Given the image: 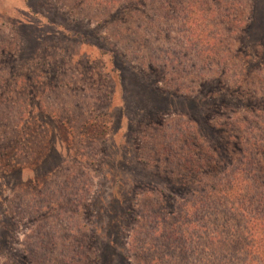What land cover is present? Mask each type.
Here are the masks:
<instances>
[{"label":"rangeland","instance_id":"1","mask_svg":"<svg viewBox=\"0 0 264 264\" xmlns=\"http://www.w3.org/2000/svg\"><path fill=\"white\" fill-rule=\"evenodd\" d=\"M236 168L264 200V0H0V264H218Z\"/></svg>","mask_w":264,"mask_h":264},{"label":"trees","instance_id":"2","mask_svg":"<svg viewBox=\"0 0 264 264\" xmlns=\"http://www.w3.org/2000/svg\"><path fill=\"white\" fill-rule=\"evenodd\" d=\"M198 20H195V22ZM195 22H192V24H195ZM252 25L247 24L244 28L243 33L248 37V29ZM197 35V34H196ZM191 37L190 34L188 36ZM192 38V37H191ZM196 39V36H195ZM193 40H189L186 42L188 45L193 44ZM199 43H198V41ZM197 44H200V39H197ZM194 41V42H196ZM202 42V41H201ZM238 168L235 169L233 173H231L230 176H232L231 181L229 182V185L227 188H222L218 191V187H214L213 189L209 188L206 190V199L212 198L215 194L219 193L220 198H222V206L224 207L225 214L227 216L231 217H239L242 224L241 225H235V226H229L225 229L227 237L222 239L221 241V249L223 250L224 256H222V260L218 262V264H264V200H262L256 191V188L254 189L253 186L251 188L248 186L247 183H249V179L247 177H244L242 179H237V181L234 180V174ZM241 173H244L242 171ZM247 176L249 177L250 174L248 173ZM248 180V182H247ZM251 185L253 184H259L257 181H250ZM262 185V184H260ZM264 185V183H263ZM235 190V192H234ZM233 193V194H232ZM254 194V198H252V195ZM199 204H197L198 207ZM196 204L193 203L188 209H185L186 217L189 214V212H192L195 209ZM186 219V218H185ZM230 220V219H228ZM227 223V221L225 222ZM188 227H192L194 224L191 222L187 223ZM172 225L169 226L170 230L172 229ZM190 229V228H189ZM204 229V228H202ZM189 234V230H185V232L180 233V238L183 240V250L185 252H189V248H185L184 245L187 243L190 239L193 241L194 239L192 236L186 238ZM238 236H241L243 244H238V241L241 239H235ZM217 240L216 236L209 237L208 241L210 242V248H212V242H215ZM155 247H153L150 244H147V242L143 243V246L141 248V253L143 254H149L150 252L154 251ZM205 252L202 251V253L208 254L209 259L213 258L214 256V250L212 248L209 250H206ZM183 250H181V253H183ZM101 252V251H100ZM197 253L196 249H191V256H194V254ZM242 253V260H238V255ZM106 264H129V259L125 257L119 256L115 250L110 249L106 252ZM156 258H151V262H154ZM250 259V260H249ZM253 259V260H252ZM150 262V263H151Z\"/></svg>","mask_w":264,"mask_h":264}]
</instances>
